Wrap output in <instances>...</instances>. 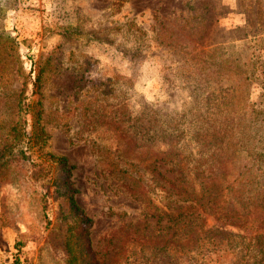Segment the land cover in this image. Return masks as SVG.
I'll use <instances>...</instances> for the list:
<instances>
[{"label": "rangeland", "instance_id": "1", "mask_svg": "<svg viewBox=\"0 0 264 264\" xmlns=\"http://www.w3.org/2000/svg\"><path fill=\"white\" fill-rule=\"evenodd\" d=\"M197 4L201 20L192 16L191 5L198 9ZM237 27L242 30L235 33ZM256 32L261 40L243 43L255 45L246 51L260 65L251 79L250 99L264 109V0H0V149L17 121L18 100L31 97V79L40 70V124L50 135L44 145L33 139L30 159L0 170V264H13L15 256L27 264H66L64 243L75 222L66 203L69 187L77 190L76 202L93 220L95 251L104 250V238L113 230L143 225L146 202L128 190L126 174L110 172L112 166L98 151L108 154L116 136L136 141L137 153L163 149L158 136L170 116L206 107L195 82L202 77L196 51L211 42L240 44L238 38ZM37 111L33 107L27 116L29 135L39 134ZM134 116L138 119L132 122ZM243 131L240 124L237 135ZM247 131L254 136L245 138L261 146V123L253 118ZM189 145L195 150L194 141ZM48 154L67 159L72 166L68 182L64 167ZM160 170L176 176L169 166ZM258 177L251 196L264 192V169ZM154 189L148 195L161 208L166 195ZM41 196L47 199L45 208ZM199 213L207 229L230 235L220 246L213 239L203 246L187 240L168 245L159 252L160 264H233L245 254L239 228L197 207ZM147 221L157 236L170 224L158 216ZM109 249L106 264H154L148 260L151 252L129 239L116 240Z\"/></svg>", "mask_w": 264, "mask_h": 264}, {"label": "trees", "instance_id": "2", "mask_svg": "<svg viewBox=\"0 0 264 264\" xmlns=\"http://www.w3.org/2000/svg\"><path fill=\"white\" fill-rule=\"evenodd\" d=\"M191 8L195 11L193 18L201 20L203 14L201 15L198 4V9L192 5ZM240 30L242 27H237L234 32L238 33ZM260 36L262 35L257 32L250 36L245 34L237 39L242 42L240 44L211 42L196 51L193 58L200 61L198 70L202 72V77L195 82L200 83L197 88L206 107L203 111L195 110L165 119L169 124L165 122L166 126H162V132L158 136L163 149L159 145L153 152L137 153L136 141L132 138L121 141L120 136H116L115 144L108 148V154L102 152L107 150L98 151L112 166L110 172L126 174L130 179L127 188L136 199L142 197L146 202V216L142 221L143 225L139 223L130 229L123 225V228L108 233L104 238V250L95 251L90 230L93 220L76 202L77 190L69 187L65 195L66 203L75 222L68 230L64 243L66 264H106V255L111 252L109 246L120 239H129L142 252L149 250L151 257L148 260L154 264H160V250L186 240L203 246L213 239L212 243L220 246L230 232L216 227L207 229L202 213L196 214L197 207L240 229L237 238L240 239V248L245 254L233 264H264V192L259 190L255 196L248 194L250 186L257 182L264 169V142L259 146L253 144L254 140L245 138L254 136L247 131L253 118L264 128V109L250 99L251 79L260 65L246 52L255 45L243 43L250 38L261 40L257 39ZM176 44L181 51H185L180 41ZM31 83V97L21 95L17 103V121L2 138L1 143L4 145L0 149V170L11 166L12 161L30 159L28 151L34 146L33 139L44 145L50 138L40 124L43 113L42 70L31 79ZM33 107L38 109L37 135H29L27 131V116ZM116 118L123 122L118 116ZM136 119L138 118L134 116L131 121L135 122ZM240 124L245 131L237 135ZM192 141L195 143V150L189 145ZM37 145L40 144L35 146ZM109 156H115L116 159ZM48 158L64 167L67 181L72 169L67 159L53 154H48ZM32 164L34 167L35 164ZM121 164L129 169L123 168ZM164 165L170 167L169 171L176 173L173 179L160 170ZM33 175L37 176L35 171ZM151 186L154 190L159 189L165 193L167 201L165 200L163 207L167 212L150 200L148 194ZM182 200H189L190 203L182 205ZM40 201L45 208L46 197L41 196ZM151 216H158L159 220L168 218L170 221L168 226L161 228L162 236H157L155 230H149L147 218ZM182 236L185 238L178 242ZM200 238L202 241L199 242ZM73 241L77 243L74 249L71 244ZM15 246L18 251L22 248L20 242ZM13 264L27 263L15 256Z\"/></svg>", "mask_w": 264, "mask_h": 264}]
</instances>
